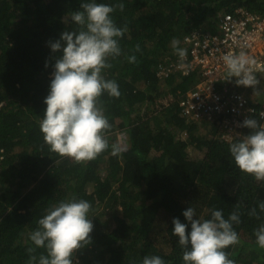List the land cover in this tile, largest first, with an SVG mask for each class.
<instances>
[{
  "label": "trees",
  "instance_id": "trees-1",
  "mask_svg": "<svg viewBox=\"0 0 264 264\" xmlns=\"http://www.w3.org/2000/svg\"><path fill=\"white\" fill-rule=\"evenodd\" d=\"M116 4L117 0H99ZM112 16L126 27L122 54L109 57L106 79L121 95L99 97L112 125L109 145L123 132L126 151L111 147L90 161L50 151L39 121L46 105L58 52L49 42L77 26L71 13L81 0H0V264H28L29 234L53 204L72 197L90 202L92 242L75 253V264H141L159 255L165 264H183L172 220L191 206L210 218L221 209L227 219L239 209L236 244L225 249L235 264H264V249L254 230L264 223V179L236 168L229 144L211 123L193 121L180 103L198 83V74L165 79L159 68L177 55L171 41L184 47L186 35L218 31L224 13L245 6L264 15V0H122ZM140 51L134 53L135 45ZM136 55L129 63L128 55ZM47 64V66H46ZM260 121V119L255 118ZM250 129L244 128L242 139ZM44 249L37 248L39 256Z\"/></svg>",
  "mask_w": 264,
  "mask_h": 264
},
{
  "label": "clouds",
  "instance_id": "clouds-1",
  "mask_svg": "<svg viewBox=\"0 0 264 264\" xmlns=\"http://www.w3.org/2000/svg\"><path fill=\"white\" fill-rule=\"evenodd\" d=\"M117 7L123 10L122 0H117L116 4L81 0L80 7L71 13V21L77 27L63 31L58 40L49 42L51 51L58 52L59 56L53 65L39 128L50 151L61 157L82 162L95 159L109 146L113 156L126 151V146L120 142L123 132L109 145L112 125L99 103L104 93L116 98L121 95L117 81L106 79L103 74L104 69L111 67L108 58L122 54L120 39L127 31L126 27L118 26L112 16ZM171 43L183 62L187 50L179 47L178 39L173 38ZM139 51L137 44L134 53ZM134 53L127 56L129 63L136 62ZM223 62L228 80L237 78V86L250 87L259 83L249 67L254 60L246 53H227ZM261 116L264 117V113ZM241 126L250 131L229 144L232 161L240 171L264 179V123L250 117L243 120ZM258 208L259 213L253 208L249 214L259 219L260 213H264V201L258 203ZM90 209L88 200L76 197L47 208L38 226L29 234L35 247L28 249V264H75L76 251L92 242L90 234L94 225ZM182 215L187 223L175 217L171 231L178 238L183 264H235L225 249L239 240L233 227L234 223H240L239 209L227 219L221 209L211 210L210 218L205 219L191 206ZM254 234L257 245L264 249V223ZM37 248L44 249L39 256L34 254ZM141 264H165V261L159 255L146 254Z\"/></svg>",
  "mask_w": 264,
  "mask_h": 264
},
{
  "label": "built area",
  "instance_id": "built-area-1",
  "mask_svg": "<svg viewBox=\"0 0 264 264\" xmlns=\"http://www.w3.org/2000/svg\"><path fill=\"white\" fill-rule=\"evenodd\" d=\"M187 55L183 62L162 65L160 79L173 75L188 77L198 74V83L180 103L181 113L193 121L213 124L225 142H232L246 128L241 124L246 118H258L264 123V15L245 6H237L222 15L218 31L197 30L183 39ZM246 53L254 63L249 67L259 83L246 87V94L233 77L228 80L223 56L227 53ZM181 64L183 66H181Z\"/></svg>",
  "mask_w": 264,
  "mask_h": 264
},
{
  "label": "rangeland",
  "instance_id": "rangeland-1",
  "mask_svg": "<svg viewBox=\"0 0 264 264\" xmlns=\"http://www.w3.org/2000/svg\"><path fill=\"white\" fill-rule=\"evenodd\" d=\"M238 89H241V90L244 91L246 94H251V95H252V94H254V95L257 94L256 91H253V92L250 93L249 89L246 88V87H243V88H240V87H239ZM120 142H121L122 145L126 146V148H127V142H126V140H125V138H124L123 136L120 138Z\"/></svg>",
  "mask_w": 264,
  "mask_h": 264
}]
</instances>
